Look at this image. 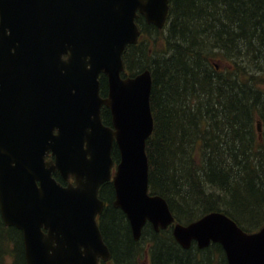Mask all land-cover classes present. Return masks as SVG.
<instances>
[{
    "label": "water",
    "instance_id": "95a60500",
    "mask_svg": "<svg viewBox=\"0 0 264 264\" xmlns=\"http://www.w3.org/2000/svg\"><path fill=\"white\" fill-rule=\"evenodd\" d=\"M168 2L0 0V62L44 69L43 75L35 69L22 74L17 66L0 80L10 100L7 110L0 108V208L5 223L23 231L26 264H98V257H109L96 214L104 205L98 187L111 178L114 140L120 161L112 178L113 204L127 215L134 239L146 221L158 230L173 220L166 200L148 193L150 71L121 76L123 50L140 33L137 12L162 27ZM101 72L108 80L104 98ZM103 104L112 126L101 121ZM49 151L54 161H45ZM56 169L66 179L75 175L76 185L62 186L52 177ZM173 233L184 247L192 239L200 247L220 242L228 264H264V226L248 234L225 214L211 212L176 224Z\"/></svg>",
    "mask_w": 264,
    "mask_h": 264
},
{
    "label": "trees",
    "instance_id": "16d2710c",
    "mask_svg": "<svg viewBox=\"0 0 264 264\" xmlns=\"http://www.w3.org/2000/svg\"><path fill=\"white\" fill-rule=\"evenodd\" d=\"M137 22L139 41L127 46L123 58L129 74L145 68L152 74L154 128L146 141L150 191L167 200L180 222L220 210L244 230L259 229L264 223V0H170L163 28L141 16ZM100 80L106 94V77ZM102 117L110 124L107 109ZM113 157L118 158L117 149ZM109 209L101 225L115 264H137L146 251L152 264H226L219 244L185 250L170 229L154 233L147 226L143 239L135 241L123 213ZM8 240L14 249L9 264H25L19 236L0 222V246Z\"/></svg>",
    "mask_w": 264,
    "mask_h": 264
},
{
    "label": "flooded vegetation",
    "instance_id": "af4514ba",
    "mask_svg": "<svg viewBox=\"0 0 264 264\" xmlns=\"http://www.w3.org/2000/svg\"><path fill=\"white\" fill-rule=\"evenodd\" d=\"M6 69V67H4V66H2V67H0V70H5ZM110 192H107V194H109ZM124 220L126 221V219L124 218ZM0 222H1V225H2V228L4 229V230H6V231H14V232H16L17 233V235L19 236V238H20V241H21V244H22V252H23V242H22V236H21V232L19 233V231H17V229L16 228H14V227H11V226H7V225H5L4 224V222H3V220H2V218H1V215H0ZM127 222V221H126ZM128 226V225H127ZM103 264H110L109 262H104Z\"/></svg>",
    "mask_w": 264,
    "mask_h": 264
},
{
    "label": "rangeland",
    "instance_id": "374dc122",
    "mask_svg": "<svg viewBox=\"0 0 264 264\" xmlns=\"http://www.w3.org/2000/svg\"><path fill=\"white\" fill-rule=\"evenodd\" d=\"M141 264H147V262L141 263Z\"/></svg>",
    "mask_w": 264,
    "mask_h": 264
}]
</instances>
